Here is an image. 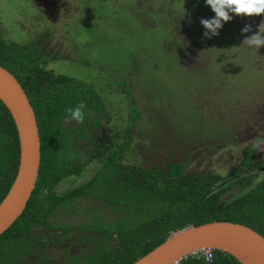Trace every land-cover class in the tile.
Masks as SVG:
<instances>
[{
  "label": "trees",
  "instance_id": "trees-1",
  "mask_svg": "<svg viewBox=\"0 0 264 264\" xmlns=\"http://www.w3.org/2000/svg\"><path fill=\"white\" fill-rule=\"evenodd\" d=\"M237 18L239 24L236 26L225 23V34L222 35L227 41H232L231 54L235 61L232 68H235L234 72H240V76L244 71L238 70L243 63L239 58L241 47L244 46L242 41L245 36H250L258 30L264 20V14ZM245 25H250L252 31L241 34ZM226 27L233 33L226 34ZM263 29L264 23L261 24V31ZM247 55L249 61L245 65L246 71L253 73L247 79H251L260 69L263 72L258 73L264 76V67L253 65V60L260 62L264 59V47L257 51L249 49ZM42 57H39V52L32 43H15L0 33V66L7 69L25 90L35 113L41 142V163L35 189L22 215L0 235V264H25L23 259L29 254L36 255L40 261L45 260L37 248H34L35 245L42 247L44 244L43 235L35 229H60L69 235L67 233L75 226L60 224L53 217H57L61 209L68 208L71 211L82 195L90 194L100 196L106 205L111 203V235L105 237V245L111 239V245H114L115 249L110 256L103 258V245L91 259L79 261L74 257L69 259L68 264H132L165 241L172 232L212 221L240 223L251 227L264 237V181L235 192L234 189L247 179L243 176L245 172H242L240 165H234L226 169V172L221 171L222 168L214 171L207 167L201 171H190L192 160L173 159L172 155L164 166L158 163L147 164L139 159L130 160L129 153L133 152L130 126L133 121L141 118V113L138 101L134 99L132 88H129L127 82L120 84V87L124 91L126 87L129 88L124 92L130 113L129 124L125 128L111 115V144L105 156L100 158V169L88 182L79 185L77 181L74 182L83 171L85 164L82 161L87 163V160L80 154V146L77 143L81 137L79 127L72 128L66 119L65 110L83 103L84 122L91 113L106 110V105L101 92L92 85L66 74H55L42 65ZM232 82L231 80L229 85L226 84L228 93L236 91L231 87ZM236 83H239V78ZM260 87L264 88V79L256 83L254 88L261 91ZM211 95L212 101H219L210 104V99L208 104L209 109L210 106L217 109L216 113L213 111L216 117L212 118L208 111L203 113L201 120L194 119L192 124L198 133L207 130L216 133L209 137L212 141L217 137L221 138L225 131L229 135L231 124L234 123H226L222 116L226 107L224 106L222 111L219 105L223 107L222 100L226 98L224 94L221 95V100L215 96L219 93ZM231 95L233 96L227 97L225 103L233 108L236 107L234 102L237 97ZM218 112L221 113L220 116ZM235 112H238V108L232 116H235ZM231 137L229 136V139ZM207 150L214 149L208 147ZM18 161L19 142L16 128L9 111L0 101V202L14 181ZM249 161L248 157L247 165ZM67 178L74 184L68 187L67 191L63 190L58 194L56 188L62 183H67ZM109 186L111 194L107 190ZM98 230L103 232L102 229ZM212 251L211 263L196 254L188 256L179 264H241L224 251Z\"/></svg>",
  "mask_w": 264,
  "mask_h": 264
},
{
  "label": "rangeland",
  "instance_id": "rangeland-1",
  "mask_svg": "<svg viewBox=\"0 0 264 264\" xmlns=\"http://www.w3.org/2000/svg\"><path fill=\"white\" fill-rule=\"evenodd\" d=\"M71 4L79 8L60 28L74 47L87 45L89 56L85 58L89 59L86 65L64 63L57 58L50 63L52 56L42 58L46 64L50 63L48 68L56 70L55 74L65 73L82 83L93 84L99 69L101 73L111 74L108 83L111 92L106 94H110L111 115L125 128L129 124L130 113L124 92L126 88H132L141 118L130 126L133 150L129 153L130 160L139 159L162 166L170 161L171 155L175 159L187 157L189 160L187 149L197 143H201L197 151L195 148L190 152V160L193 161L190 171H201L207 167L214 171L222 168L221 171L226 172L242 157L239 150L251 139L247 137L248 133L243 134L247 131L246 126L252 121L258 123L260 118L264 121V88L260 87L261 91L254 88L264 79L263 74L258 73L263 70L259 68L257 74L247 79L253 73L246 71L249 48L244 44L239 55L243 63L238 69L244 71L240 76V72H234L232 41H227L222 35L225 34L224 27L218 36L211 39L203 36L200 19L214 15L204 0H71ZM226 24L236 26L239 19L234 16ZM50 25V21L34 9L31 0H0V33L7 40L21 44L35 41ZM228 32L233 33L226 27V34ZM60 35L59 31L52 41L60 37L65 43V38ZM253 62L255 67H264V59ZM238 78L239 83H236ZM231 80V87L236 91L228 93L226 84L229 85ZM124 82L129 84L125 91L120 87ZM216 93H219L215 95L219 100L222 94L226 98L236 95L241 107L232 116L240 106L238 101L233 108L226 103L223 107L219 105L222 111L226 107L222 112L225 122L234 124H231L229 135L225 131L221 138L211 141L209 137L216 133L211 130L198 133L192 123L194 119L201 120L203 113L208 111L212 118L216 117L217 109L210 106V111L208 108L210 99V104L219 102L216 99L212 101L211 94ZM253 95L255 104L261 105L257 109L251 107V100L243 101ZM103 98L106 102L107 96ZM217 114L220 116L221 113ZM238 122L245 128H240ZM236 134L243 139L240 146L236 145V137L229 139ZM201 145L214 150L207 152L200 149ZM230 147L236 151H231ZM234 153L236 155L232 158ZM225 157L228 160L222 163ZM23 260L25 264L37 262L30 259V255Z\"/></svg>",
  "mask_w": 264,
  "mask_h": 264
},
{
  "label": "flooded vegetation",
  "instance_id": "flooded-vegetation-1",
  "mask_svg": "<svg viewBox=\"0 0 264 264\" xmlns=\"http://www.w3.org/2000/svg\"><path fill=\"white\" fill-rule=\"evenodd\" d=\"M31 3L34 6V9L40 14H43L51 23L49 29L44 31L41 36H38L37 40L29 42L35 46L36 50H38L39 57L52 56L53 59H51L50 63H53L57 58L56 60H63L64 63L68 62L70 64L77 62L81 66H85V62L89 59L85 58L86 55L89 56L87 45L84 44L74 47L72 41L68 40L60 28L62 24L70 20L72 13H75L79 7L71 4V0H31ZM59 31L61 33L60 36L65 38V43L62 42L60 37L59 40L55 42L52 41L53 36ZM49 64L42 62L44 67H47ZM47 69L53 72L56 71L53 68L47 67ZM110 79L111 74L108 75L105 71L101 73L99 69L97 80L94 81L93 84L90 82H84L85 84L92 85L93 88L97 89L99 93L101 92L103 96H107L106 102L104 101L106 110L101 113H91L90 117L83 123L68 120L72 128L75 126L79 127L81 137L78 138L77 143L80 146V154L85 160H87V163L82 161L85 164L83 171L79 177H77V180L74 181H77L78 185L84 184L94 177L96 171L100 169V158L105 156V152L108 151V147H110L111 144V101L109 98L110 94L106 95L111 92V87L109 88L108 86L110 85L108 84ZM254 95L244 100L242 97L240 98L245 103L246 100H251L253 103L251 107L254 106V108L257 109V107H261V105L255 104ZM237 101L240 105L241 102L239 101V97L234 103ZM225 102L226 98L222 100V104L224 105ZM240 107L241 105L237 107L238 110ZM260 119L258 120V123L252 121L249 126H246L247 131L243 132V134L248 133L247 137H251V139L248 141L247 145L243 148H239H242L239 150L242 157H240L234 165H240L239 167H241L242 172H245L243 176H246L247 179L242 181L241 184L234 189L235 192H240L248 186L251 188L264 181V175H262L264 174V121H260ZM238 125L242 129L245 128L240 122ZM239 127H237V129H239ZM83 135H85V137H82ZM234 137L237 139L236 145L240 146L242 144L241 142H243V139H240V134H236L231 138ZM200 144L187 149L186 156L189 157V160L192 158L190 156L191 149L196 148L195 151H197V146ZM200 147V149H208L206 145H201ZM233 149L234 148H231V151ZM207 152H210V150H207ZM235 155L236 154L234 153L232 158H234ZM186 156L184 154L183 157ZM248 157L250 163L247 165L246 160ZM226 159L227 158L225 157V160L222 161V163H225ZM251 163L253 164L250 165ZM8 177L9 173L7 172V180ZM65 181H67V183H62L56 188L57 192H59L58 194L62 193L63 190L67 191V188L74 184V182L69 181L68 178ZM107 190L111 194V186H109ZM53 219L60 224L73 225L75 228L67 233L69 235H66L64 230L60 229L50 230L36 228V232L43 235L44 244L42 247L35 245L34 248H37L39 254L45 258V260L40 261L37 259L38 257L36 255L29 254L30 259L33 258L34 260H37L34 264H68L69 259H73L74 257L78 258L79 261L89 260L94 257L98 249L105 245V237L108 238L111 235V203L106 205V202L102 200L100 196L94 194L82 195L79 203L74 205L71 211H69L68 208L61 209L59 210L57 217H53ZM98 229H102L103 232H100ZM46 232L49 234V238L47 239ZM100 237L102 238L101 240ZM114 249L115 246L111 245V239H109L108 244L105 245V252L102 254V257L105 258L106 256H110Z\"/></svg>",
  "mask_w": 264,
  "mask_h": 264
},
{
  "label": "water",
  "instance_id": "water-1",
  "mask_svg": "<svg viewBox=\"0 0 264 264\" xmlns=\"http://www.w3.org/2000/svg\"><path fill=\"white\" fill-rule=\"evenodd\" d=\"M0 101L9 111L19 142L18 168L0 202V235L22 215L35 189L41 142L33 107L17 79L0 66ZM202 249L221 250L241 264H264V237L249 226L212 221L172 232L165 241L132 264H179Z\"/></svg>",
  "mask_w": 264,
  "mask_h": 264
},
{
  "label": "clouds",
  "instance_id": "clouds-1",
  "mask_svg": "<svg viewBox=\"0 0 264 264\" xmlns=\"http://www.w3.org/2000/svg\"><path fill=\"white\" fill-rule=\"evenodd\" d=\"M204 4L214 13L209 18L200 19V24L204 29L203 36L208 39L218 36L224 24L230 22L234 16L253 17L264 14V0H204ZM262 23H264V20L261 21ZM261 24L256 32L250 36H245L242 41L249 49L257 51L261 47H264V31H261ZM251 31V26L245 25L241 29V34ZM83 109V103L78 104L74 108H67L65 110L67 113L66 119L83 122Z\"/></svg>",
  "mask_w": 264,
  "mask_h": 264
},
{
  "label": "built area",
  "instance_id": "built-area-1",
  "mask_svg": "<svg viewBox=\"0 0 264 264\" xmlns=\"http://www.w3.org/2000/svg\"><path fill=\"white\" fill-rule=\"evenodd\" d=\"M198 254L204 258V260L207 262V263H211L212 260H213V251L212 249H202L198 252Z\"/></svg>",
  "mask_w": 264,
  "mask_h": 264
}]
</instances>
